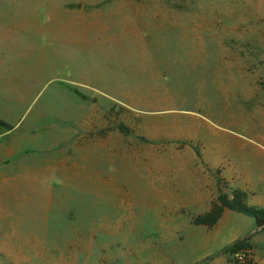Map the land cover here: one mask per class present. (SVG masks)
I'll list each match as a JSON object with an SVG mask.
<instances>
[{
    "label": "rangeland",
    "instance_id": "1",
    "mask_svg": "<svg viewBox=\"0 0 264 264\" xmlns=\"http://www.w3.org/2000/svg\"><path fill=\"white\" fill-rule=\"evenodd\" d=\"M60 29L85 74L39 97L9 159L4 264H264L251 216L193 224L264 166V0H0L2 66Z\"/></svg>",
    "mask_w": 264,
    "mask_h": 264
},
{
    "label": "crops",
    "instance_id": "2",
    "mask_svg": "<svg viewBox=\"0 0 264 264\" xmlns=\"http://www.w3.org/2000/svg\"><path fill=\"white\" fill-rule=\"evenodd\" d=\"M48 24L49 22L46 21V24L41 27H46ZM7 29L10 34L11 29L10 31L9 28ZM70 32L71 30L68 32L66 29H60L58 36L55 35L57 32L52 36L51 32L40 30L38 37H47L46 43H36L34 46L13 41L10 43L9 49L18 57L15 60H10L7 70L2 66L5 63L0 61V119L13 127L10 131L0 128V140H3L0 144V186L6 185L8 187L11 184V179L7 176V164H9L10 157L16 155L15 152H18L20 147L25 146L26 140H34L37 136L34 132L26 133L25 129H32L35 126V121L29 118V113L38 102L39 97L54 84L58 82L72 83L74 74L82 76L85 74L83 69L74 71V64L71 59L73 58L71 57L72 46L61 43L63 40L69 39L68 34ZM2 44L0 43V48ZM31 52H37V54L27 55ZM59 53L64 54L65 59L69 57V62L61 60ZM78 54H82V49L78 51ZM82 57L81 55L80 58ZM47 77L49 80H46ZM5 108L17 110L11 116L4 111ZM259 145L261 144L259 143ZM14 170H17L16 167ZM240 176L242 185L239 189L253 194L248 203L264 207V166L248 168ZM1 192L2 190L0 194ZM227 211H225V215L228 214ZM9 218H11L9 213L0 212V264L12 259L9 255V247L14 245L11 238L15 236L16 230H13L15 228L10 224ZM28 236H32V234H26L23 237L24 243Z\"/></svg>",
    "mask_w": 264,
    "mask_h": 264
},
{
    "label": "trees",
    "instance_id": "3",
    "mask_svg": "<svg viewBox=\"0 0 264 264\" xmlns=\"http://www.w3.org/2000/svg\"><path fill=\"white\" fill-rule=\"evenodd\" d=\"M0 128L10 131L13 127L0 119ZM197 156L198 153H196ZM253 196L252 193L248 191H243L241 189H233L231 191V198L228 199L227 197H223L220 200V207L216 208V215L213 217L205 216V217H198L194 220L193 224L196 226H207L212 227L216 224L218 219L220 218L221 213L224 209H228L237 213L245 214L251 216L256 224L257 228H264V207L251 205L248 203L249 198ZM243 242H237L233 244L228 250H237ZM241 264H252L250 262H244Z\"/></svg>",
    "mask_w": 264,
    "mask_h": 264
}]
</instances>
